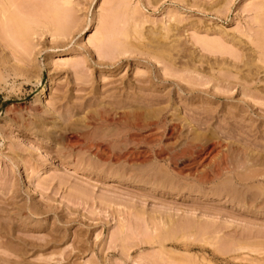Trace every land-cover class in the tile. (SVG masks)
Here are the masks:
<instances>
[{"label": "rangeland", "instance_id": "rangeland-1", "mask_svg": "<svg viewBox=\"0 0 264 264\" xmlns=\"http://www.w3.org/2000/svg\"><path fill=\"white\" fill-rule=\"evenodd\" d=\"M263 6L0 0V264H264Z\"/></svg>", "mask_w": 264, "mask_h": 264}, {"label": "bare ground", "instance_id": "bare-ground-1", "mask_svg": "<svg viewBox=\"0 0 264 264\" xmlns=\"http://www.w3.org/2000/svg\"><path fill=\"white\" fill-rule=\"evenodd\" d=\"M63 1H64V0H63ZM64 3H65V2H64ZM17 4H18V3H17ZM257 4H258V3H257ZM259 4H260V3H259ZM261 5H262V4H261ZM256 6H257V5H256ZM65 7H66V6H65ZM259 7H261V6H259ZM259 7H258V8H259ZM263 7H264V6H263ZM19 8H21V7H19ZM256 9H257V8H256ZM21 11H22V9H21ZM23 11H24V10H23ZM56 11H57V10H56ZM57 14H58V12H57ZM60 14H61V13H60ZM19 16H22V15H19ZM23 16H24V15H23ZM23 16H22V18H23ZM56 16H57V15H56ZM16 17H17L16 19H18V16H16ZM24 17H26V16H24ZM26 18H27V17H26ZM26 18H25V19H26ZM14 20H15V19H14ZM20 20H21V18H20ZM20 20H18V21H20ZM23 20H24V19H23ZM26 20H27V19H26ZM24 22H26V21L24 20ZM19 23L21 24V21H20ZM17 24H18V23H17ZM6 25H7V24H6ZM27 25H28V24H27ZM20 26H21V25H20ZM22 26H23V29H24V25H22ZM22 26H21V27H22ZM215 27H216V26H215ZM7 28H8V27H7ZM15 29H16V28H15ZM15 29H14V30H15ZM30 29H31V28H30ZM16 30H17V29H16ZM25 30H26V29H25ZM21 31H22V30H21ZM125 31H126V30H125ZM168 31H169V30H168ZM17 32H18V31H17ZM24 32H25V31H24ZM26 32H27V31H26ZM28 32H29V31H28ZM127 32L129 33V31H127ZM7 33H8V32H7ZM23 34H24V33H22V35H23ZM164 34H165V33H164ZM24 36H25V35H24ZM158 36H160V35H158ZM203 36H204V35H203ZM21 37H22V36H21ZM156 37H157V36H156ZM209 38H211V37H209ZM211 39H212V38H211ZM161 40H162V38H161ZM177 40H178V39H177ZM205 40H206V39H205ZM209 40H210V39H209ZM170 41H171V40H170ZM195 41H196V40H195ZM156 42H157V41H156ZM210 42H211V41H210ZM210 42H209V43H210ZM222 42H223V40H222ZM224 42H225V41H224ZM224 42H223V43H224ZM176 43H177V42H176ZM195 43H196V42H195ZM199 43H200V42H199ZM206 43H207V42H206ZM166 44H167V43H166ZM212 44H213V43H212ZM158 45H159V44H158ZM172 45H174V44H172ZM210 45H211V44H210ZM214 45H215V44H214ZM151 46H152V45H151ZM159 46H160V45H159ZM164 46H166V45H163L162 47H164ZM176 46H177V45H176ZM208 46H209V45H208ZM221 46H222V45H221ZM221 46H220V49H221ZM154 47H155V46H154ZM172 47H173V46H172ZM158 48H159V47H158ZM165 48H166V47H165ZM170 48H171V47H170ZM176 48H177V47H176ZM207 48H208V47H207ZM207 48H206V50H207ZM162 49H163V48H162ZM203 49H204V48H203ZM216 49H217V47H216ZM163 50H164V51H167L166 49H163ZM211 50H212V49H211ZM211 50H210V51H211ZM208 51H209V50H208ZM212 51H213V50H212ZM223 51H225V50H223ZM231 51H233V50H231ZM176 52H177V51H176ZM225 52H226V51H225ZM222 53H223V52H222ZM161 54H162V53H161ZM163 54H164V53H163ZM233 54H234V53H233ZM165 56H167V54H166ZM156 57H157V56H156ZM156 57H155V58H156ZM172 57H173V56H172ZM167 58H169V57H167ZM167 58H166V59H167ZM162 59H163V58H162ZM246 62H247V61H246ZM246 64H247V63H246ZM238 67H239V66H238ZM238 67H236V68H238ZM250 67H253V66H250ZM174 68H175V67H174ZM186 70H187V69H186ZM191 71H192V70H191ZM241 71H242V70H241ZM220 72H221V71H220ZM228 72H229V71H228ZM230 73H231V72H230ZM226 74H227V73H226ZM236 74H237V73H236ZM242 74H243V73H242ZM223 75H224V74H223ZM246 75H248V73H247ZM249 75H250V74H249ZM236 76H237V75H235V77H236ZM239 76H240V75H239ZM179 78H180V77H179ZM183 79H185V77H184ZM181 80H182V79H181ZM244 81H245V80H244ZM185 82H186V81H185ZM187 82H189V79L187 80ZM191 82H192V81H191ZM218 82H219V81H218ZM195 83H197V82H195ZM202 83H203V81H202ZM202 83H201V84H202ZM217 85H218V84H217ZM229 85H230V84H229ZM215 87H216V86H215ZM216 89H217V88H216ZM220 89H221V88H220ZM218 90H219V89H218ZM224 91H225V90H224ZM145 99H146V98H145ZM156 101H157V100H156ZM150 102H151V101H150ZM156 103H157V102H156ZM163 104H164V103H163ZM143 105H144V104H143ZM150 105H151V104H150ZM140 107H141V106H140ZM189 109H190V108H189ZM200 109H201V108H200ZM209 110H210V109H209ZM210 111H211V110H210ZM202 112H203V111H202ZM205 112H206V111H205ZM213 112H214V111H213ZM203 113H204V112H203ZM207 114H208V113H207ZM190 116H191V115H190ZM192 118H193V117H192ZM206 118H207V117H206ZM206 118H205V119H206ZM207 119H208V118H207ZM207 119H206V120H207ZM218 119H219V118H218ZM206 120H205V121H206ZM239 121H240V120H239ZM163 123H164V122H163ZM202 124H203V123H202ZM204 124H206V123H204ZM217 124H218V123H217ZM214 125H215V124H214ZM231 125H232V124H231ZM202 126H203V125H202ZM220 127H221V126H220ZM197 129H198V128H197ZM217 129H218V128H217ZM225 130H226V129H225ZM245 130H246V129H245ZM221 131H222V130H221ZM244 132H245V131H244ZM220 133H221V132H220ZM239 134H240V133H239ZM234 135H235V134H234ZM214 136H215V135H214ZM239 137H240V136H239ZM214 138H215V137H214ZM197 140H198L197 138H194V137H191V136H190V137H187V139H186L185 142H184V143H185V146H187V148H197V146H196ZM244 140H245V139H244ZM219 143H221V142H219ZM200 150L203 151L204 148H201ZM161 155H162V154H161ZM136 159H137L138 161H139V160H144V158H143L142 156H141V157H138V158H136ZM240 159H241V158H240ZM242 161H243V159H242ZM232 162L234 163V161H232ZM232 162L229 164V166L232 165ZM237 162H238V161H237ZM246 162H247V160H246ZM204 163H205V162H204ZM236 164H238V163H236ZM244 164H246L245 161H243L240 165L238 164V166L233 164L234 166H233L232 169H231V167H230V168L227 167L226 170H227L229 173H231V174L234 173L236 170H237L236 172H238V171L240 172L241 169L239 170V168H240V166L243 167ZM248 164H249V163H248ZM263 164H264V163H263ZM199 165H200V164H199ZM199 165H198V166H199ZM248 166H249V165H247L246 172L248 171V170H247V169L249 168ZM251 168H252V166H251ZM215 169H218V168H216V166H215V168H214L213 170L215 171ZM243 169H244V168H243ZM243 169H242V171H243ZM249 169H250V168H249ZM252 169H254L255 171L252 170ZM252 169H251L250 171H251V172H255L256 174L258 173L257 176H256V174H252L251 172H249V173L247 172L248 175H247V174H246V175L243 174L244 177H243V176L241 177V178H242V181H244L243 179H245L246 176H249V177H250L251 175H252V176L255 175L256 178L259 177V179H261V182H264V170L262 171V169H264V168L258 169V167H257V169H258L259 171L261 170L263 173L256 172V170H257L256 168H252ZM191 170H192V169H191ZM226 170L224 169V171H226ZM258 170H257V171H258ZM193 171H194V170H193ZM242 171H241V172H242ZM261 171H260V172H261ZM243 172H245V171H243ZM243 172H242V173H243ZM216 173H217V172H216ZM242 173H240V175H239V173H237V174L239 175V177H238V175H237V176L234 175L236 181H237V177H238V179H239L240 176L242 175ZM250 173H251V174H250ZM226 174H227V173H226ZM224 175H225V174H224ZM231 176H233V174H232ZM252 176H251V177H252ZM255 176H253V177H255ZM217 177H219V174H214L213 176H207V177L205 178V180H202V181H203L204 183H209V185H210L211 182H213L215 179H217ZM220 177H222V175H221ZM234 177H233V178H234ZM203 178H204V177H203ZM226 178H227V175H226ZM226 178H225V179H226ZM241 178H240V179H241ZM247 178H248V177H247ZM247 178L245 179V182L247 181ZM195 179H196V178H195ZM225 179H224V182H225ZM240 179H239V180H240ZM248 179H249V178H248ZM226 180H228V179H226ZM230 180H232V177H230ZM257 180H258V178H257ZM218 181H219V180H218ZM259 181H260V180H259ZM200 182H201V181H200ZM203 182H202V183H203ZM216 182H217V181H216ZM227 182H228V181H227ZM220 183H221V182H220ZM221 184H222V183H221ZM225 184H226V183H225ZM259 184H260V183H259ZM259 184H257V185H259ZM204 185H205V184H204ZM226 185H227V184H226ZM251 185H252V184H251ZM262 185H263V184H262ZM227 186H228V185H227ZM260 186H261V185H260ZM263 186H264V185H263ZM222 188H223V186H222V185H221V186L219 185L218 188H217V190H218V189H222ZM225 188H227V187H225ZM228 188H230V184H229ZM261 188H262V186H261ZM263 191H264V189H263ZM195 193H196V192H195ZM197 193H198V192H197ZM259 193H260V192H259ZM205 194H206V193H205ZM194 195H195V194H194ZM211 196H212V195H211ZM263 201H264V200H263ZM167 220H168V219H167ZM163 222H164V221H163ZM166 226H167V225H166Z\"/></svg>", "mask_w": 264, "mask_h": 264}]
</instances>
